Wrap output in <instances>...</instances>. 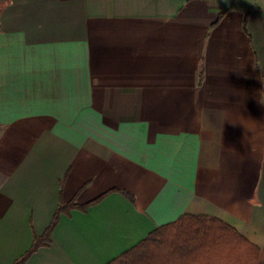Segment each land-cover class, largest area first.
Listing matches in <instances>:
<instances>
[{
    "label": "crops",
    "instance_id": "crops-1",
    "mask_svg": "<svg viewBox=\"0 0 264 264\" xmlns=\"http://www.w3.org/2000/svg\"><path fill=\"white\" fill-rule=\"evenodd\" d=\"M107 264L184 214L264 264V0H0V264Z\"/></svg>",
    "mask_w": 264,
    "mask_h": 264
},
{
    "label": "trees",
    "instance_id": "trees-1",
    "mask_svg": "<svg viewBox=\"0 0 264 264\" xmlns=\"http://www.w3.org/2000/svg\"><path fill=\"white\" fill-rule=\"evenodd\" d=\"M101 197L82 205L59 203L51 223L13 264L24 261L49 240L59 215L71 208L85 210ZM259 249L235 228L209 216L184 214L151 231L141 242L107 264H257Z\"/></svg>",
    "mask_w": 264,
    "mask_h": 264
}]
</instances>
